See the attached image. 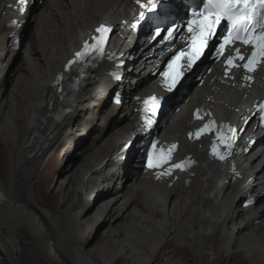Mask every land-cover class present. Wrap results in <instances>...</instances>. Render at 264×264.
I'll use <instances>...</instances> for the list:
<instances>
[{
	"label": "bare ground",
	"instance_id": "bare-ground-1",
	"mask_svg": "<svg viewBox=\"0 0 264 264\" xmlns=\"http://www.w3.org/2000/svg\"><path fill=\"white\" fill-rule=\"evenodd\" d=\"M162 1L135 27L133 49L183 11V0ZM133 11L132 0H0V264H264V134L252 112L264 74L257 85L220 75L201 83L198 70L160 107L157 123L128 140L136 109L154 91L138 87L146 70L158 81L157 61L171 46L147 44L140 63L120 55L132 29L120 24ZM110 19L113 47L122 43L113 59L124 63L103 62L63 87L57 72ZM196 96L201 119L176 111ZM217 111L223 132L236 126L231 147L215 130L195 135ZM173 144L168 163L148 166L149 152L155 163ZM177 163L183 170L162 174ZM52 180V197L39 200Z\"/></svg>",
	"mask_w": 264,
	"mask_h": 264
},
{
	"label": "snow or ice",
	"instance_id": "snow-or-ice-1",
	"mask_svg": "<svg viewBox=\"0 0 264 264\" xmlns=\"http://www.w3.org/2000/svg\"><path fill=\"white\" fill-rule=\"evenodd\" d=\"M140 6L146 7L145 4L141 3V0H136ZM202 8H192L191 16L193 18L187 21V29L190 35L191 49L187 56L188 67H192L194 60L198 59L201 55L202 50L208 45L209 41L217 32V26L221 24L222 21H227L228 29L227 34L223 37L222 41L219 43V48L217 49V56H220L224 53L225 47L235 44L237 41L241 45H250L251 53L247 58L241 53L240 47H236L234 52L230 53L226 60V75L227 69L241 67L236 61H245L242 67L248 72L252 73L255 70L258 59L264 58V0H202ZM148 7L155 9L156 4L152 0H148ZM143 15V14H141ZM111 31L110 28L104 24L99 25L94 29L95 33L99 35L93 36L91 39L94 41L91 45L88 42L84 44V50L78 51L75 54L76 60H70L69 66L73 63H76L79 59L84 58L88 52L89 47L95 50V52H102L105 46V34ZM168 35L163 37V39H170L173 37V29H167ZM157 35H161L159 28H157ZM184 55L181 53L180 56H174L171 61L168 63V68L172 69L174 64L180 60ZM164 75L169 76L172 79L173 83L179 79L181 75L180 72H176L175 75H172L170 72H165ZM245 80L251 79L250 76L245 75ZM169 91L172 90V86L169 85ZM154 104H158L159 101L156 97L149 98ZM148 101H145L147 104ZM259 110L264 112V104L259 106ZM196 119H201V110L197 109L194 114ZM153 120L151 116L145 118L146 125L150 126ZM215 121L209 120L199 128L195 135L199 138L200 135L207 132L215 130L217 140L220 143H225L227 147H231V142L235 138L234 134L236 129L228 127L227 132H223L222 129L224 126H216ZM192 133H189L191 136ZM156 145L153 144V149ZM177 145L173 144L167 150V153H164V150H161L162 155L153 163V153L149 152L148 154V166L149 167H160L162 164H166L171 159V152L175 150ZM212 154L218 156L219 159L223 160L226 153L217 152V141H213L212 145ZM184 164L177 163L171 165V167L162 174H171V170L174 168H179L183 170ZM159 176V174H158Z\"/></svg>",
	"mask_w": 264,
	"mask_h": 264
},
{
	"label": "rangeland",
	"instance_id": "rangeland-1",
	"mask_svg": "<svg viewBox=\"0 0 264 264\" xmlns=\"http://www.w3.org/2000/svg\"><path fill=\"white\" fill-rule=\"evenodd\" d=\"M29 24H30V21H29ZM22 48H24V47H22ZM21 51H23V50L21 49ZM77 149H78L77 147H74L73 154H74L75 151H77ZM68 163H69V159H66L63 162L62 166L66 167V168H69L71 166V163H69V164ZM57 183H58V181L56 182V181L52 180L51 182L47 183L46 185L44 184V187L46 186V188H45L44 191L41 188L38 189V194H36L37 198L39 200H44L45 197H49V196L51 198L53 194L50 192V190H52V188L54 189L57 186ZM41 187H43V185ZM98 205H100V204H97L96 206H94L93 209H95ZM97 232H98V229H96L94 232H92L89 235V237H88V246L93 245L95 243L97 235H98ZM23 259H24V264H33L32 260H30L29 258L23 257ZM118 264H123V263H118ZM153 264H163V263L157 262V263H153ZM183 264H184V262H183ZM229 264H234V263H229Z\"/></svg>",
	"mask_w": 264,
	"mask_h": 264
}]
</instances>
